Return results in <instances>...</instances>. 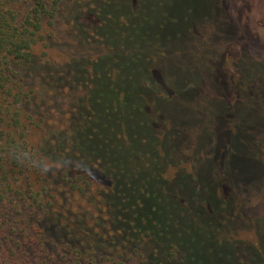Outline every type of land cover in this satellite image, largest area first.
I'll return each instance as SVG.
<instances>
[{"label":"rangeland","instance_id":"1","mask_svg":"<svg viewBox=\"0 0 264 264\" xmlns=\"http://www.w3.org/2000/svg\"><path fill=\"white\" fill-rule=\"evenodd\" d=\"M81 1H73L70 7L79 8ZM151 4L150 34L158 35L165 54L141 65L150 88L142 90L143 99L137 102L124 92L115 99L117 115L125 123L123 132L134 144L147 139L140 169L141 177H146L135 182L147 198L140 210L133 197L119 196L116 206L160 223L171 214L178 223L171 222L174 229L169 231L185 242L189 263L264 264V251L257 254L259 246L264 247V0H155ZM75 24L69 7L62 8L55 27L48 29L53 33L47 46L37 45L34 63L27 66V87L33 98L28 111L36 122L28 123V139L39 154L30 172L37 184L24 188L47 187L45 194L53 208L82 219L79 225L85 222L93 237L82 235L104 244L107 237L98 217L105 215V204L99 193L108 181L94 164L90 169L86 162L83 168L68 167L73 155L79 154V105L88 94L87 86H75L72 80L80 65L87 68L107 48L85 43ZM178 86L182 87L174 93ZM234 122L239 124V134L233 131ZM93 128L99 135L97 126ZM156 148L166 155L154 152ZM124 192L133 193L127 188ZM162 193L178 202L175 209L185 201L194 211L201 210L193 204L197 195L204 212L178 220L169 202L159 199ZM223 194L230 196L229 208L221 217L227 227H214L208 208L215 204L209 207L206 198L212 201ZM7 231L2 232L4 237ZM227 238L232 246L224 242ZM101 250L104 258L121 259L107 245ZM130 255L131 263L142 264L141 253Z\"/></svg>","mask_w":264,"mask_h":264},{"label":"trees","instance_id":"2","mask_svg":"<svg viewBox=\"0 0 264 264\" xmlns=\"http://www.w3.org/2000/svg\"><path fill=\"white\" fill-rule=\"evenodd\" d=\"M73 1L75 0H0L2 264H134L130 260L132 257H127L132 252L144 256L142 264H197L188 262L185 242L174 238L169 231L174 229L172 223H178L172 219L171 214L168 213L166 220L160 223L155 222V219L149 220L144 214V217H138L133 211L116 206L119 196L125 199L133 197L140 210L147 198L135 184L146 177H141L140 169L143 167L142 160L147 155L146 143H143L147 139L134 144L123 132L125 123L117 115L118 101L115 99L121 92L135 98L137 102L143 99L142 90L150 88L146 86L149 80L142 74L145 69L141 65L144 61H153L159 54H165V47L159 46L158 35H151L149 30L152 20L147 12L155 0H82L79 8L70 7L74 4ZM65 7H69L76 21L77 33L85 43L94 42L107 48L106 52H101L90 61L87 68L80 65L72 80L75 86H87L88 94L81 99L79 105V154L73 155L68 167L69 170L72 164L82 167V163L86 162V168L90 169L94 164L101 169L103 179L108 181L103 186L101 180L103 184L99 193L105 204V209H102L105 215L100 214L98 217L105 229L104 236L107 237L104 244L82 235L83 232L93 237L85 222L83 226L79 225L82 219L77 221L67 213H62L61 207L53 208L50 198L45 194L47 187L41 190L24 188L27 184H37L30 172L32 165L36 167L35 156L39 154L34 153V145L28 139V123L36 122L28 111L33 98L32 91L27 87V66L34 63L36 46H47L49 35L53 33L48 29L55 27L59 14ZM181 87L174 89V93L179 92L178 88ZM238 93L242 96L241 92ZM166 98L164 97L163 102H166ZM234 103L232 105L236 107ZM158 108L156 107V111ZM141 109L142 107L139 108L140 111L143 110ZM229 109L231 117L232 107ZM105 110L109 111L108 117H104ZM93 124L100 131L99 135L95 134L94 128L91 129ZM233 125V131L237 132L238 122ZM239 133L238 131L237 134ZM243 143L245 148L247 144ZM230 146L228 144L227 148ZM153 151L166 155L161 148ZM74 156L83 159L76 161ZM155 164L159 165L158 162ZM163 179H168L166 174ZM125 188L134 194L127 195ZM229 197V194H223L212 201L206 198L209 207L211 203L215 204L211 209L208 208L211 215L209 221H213L212 216L215 218L214 227L227 224L222 222L221 217L229 208ZM159 199L169 202L171 210L176 211L178 220L193 216L195 218L197 214L204 212L197 195L194 196L193 204L199 205L201 210L196 211L187 206L185 201L180 202V207L175 209L178 202L166 193H162ZM230 219L231 216L228 215V220ZM5 230H8V237L2 235ZM53 238L55 241L50 242ZM228 239L224 242L232 246ZM219 242L223 240L220 239ZM105 245L121 259L102 257L105 252L101 248ZM263 251L264 247L259 246L257 254Z\"/></svg>","mask_w":264,"mask_h":264}]
</instances>
